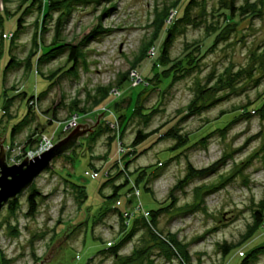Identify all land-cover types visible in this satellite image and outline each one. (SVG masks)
Wrapping results in <instances>:
<instances>
[{
    "label": "rangeland",
    "instance_id": "obj_1",
    "mask_svg": "<svg viewBox=\"0 0 264 264\" xmlns=\"http://www.w3.org/2000/svg\"><path fill=\"white\" fill-rule=\"evenodd\" d=\"M22 1L0 0V137L1 146L7 147V163L12 164L10 159L18 153L15 148H23L32 131L52 134L55 124H49L48 119L53 117V110L59 120L78 113V124H84L89 116L96 119L94 113L102 116L98 106L107 103L117 116L123 113L130 117L123 131L118 120L120 142L126 148L121 161L124 164L130 158L128 171L132 180L137 168L145 167V188L142 181L138 182L139 200L148 213L151 208H165L155 223L150 213L145 215V226L139 221L119 255H127L137 247L144 249L145 264H182L178 255H170L161 247L162 241L171 245L173 237L188 251L191 264H221L223 245L242 241L252 228L253 211L264 204V117L254 110L264 97V0H194L187 8L188 0L76 2L60 36L66 42L81 44L83 57L73 73L60 71L52 84L48 75L66 68L67 52L43 61L35 73L36 56L33 65H28V61L30 52L36 49L33 36L41 11L35 2L22 13ZM240 6L245 8L242 12ZM165 7H169L165 26L172 30L169 57L177 59L172 74L164 71L165 65L160 61L164 32L159 28L162 21L158 17ZM106 8L111 9L102 15ZM58 14L55 11L46 20L47 30L40 35V52L46 51L45 46L54 38ZM20 16L22 25L15 35ZM98 26L106 31L85 42L84 38ZM217 30L221 31L210 47ZM152 40L154 44L148 47ZM199 46L205 52L197 67L188 72L185 68L193 61L189 56L197 57ZM186 47L188 56L182 57ZM10 56L17 64L4 71ZM133 70L139 72L141 80L130 86ZM219 77L223 81L217 83ZM118 81H122L120 95L114 97L110 93ZM209 86L213 90L207 89ZM198 88L203 89L202 104L206 106L189 114L187 105ZM31 95L39 96L38 109L26 114V99ZM249 102V113L235 116ZM145 108L155 110L145 116ZM233 118L237 119L223 129ZM101 120L102 129L105 125L108 130L96 137L91 150L82 137L72 153L55 157L50 167L35 178L31 185L48 197L40 199L34 216L24 215L31 185L18 195L16 215L5 206L0 210V264H35L44 260L55 239L63 234L66 237L44 264H119L107 249L98 250L117 241L128 225L113 207L133 210L136 200L126 197L130 183L119 189L115 200L105 197L111 193L112 184L122 183L125 177L114 176L120 169L114 164L117 139L110 137H115V131L105 121L108 117ZM19 122L11 138V129ZM154 129L158 131L136 148L131 146L137 130ZM208 131H213L212 135L194 145ZM186 136L193 144L170 150ZM34 144L33 139L31 147ZM212 165L213 171L196 173ZM155 172L158 175L153 176ZM106 173L110 179L105 184ZM181 179L187 182L174 189ZM69 182L83 186V202L78 203ZM263 246L264 223L257 238L236 250L246 255ZM237 256L228 264H238ZM127 264L141 263L135 260ZM251 264H264V248L256 252Z\"/></svg>",
    "mask_w": 264,
    "mask_h": 264
},
{
    "label": "trees",
    "instance_id": "obj_2",
    "mask_svg": "<svg viewBox=\"0 0 264 264\" xmlns=\"http://www.w3.org/2000/svg\"><path fill=\"white\" fill-rule=\"evenodd\" d=\"M89 1H91V0H45L44 3H42L41 1H37V0H30V1L29 0H23L22 3H20V7L21 8L24 7L22 9V13H26L29 10V8L33 4H35V2H37V8H38L39 12L41 11V15L39 16L40 18H38V20H37L38 29H37L36 33L34 34V36H33V45L36 46V49L33 50L32 52H30L29 61H28V65L31 66L32 59L35 58V56H36V58H35V69H36L35 73H38L37 66H39L40 63H42L43 61H45V60H47V59H49L51 57H54L56 54H59V53L65 52V51L67 52L66 68L63 69V70L61 68H59L57 73H56L55 70L51 71V73L48 75V77H51L50 78L51 79L50 84L55 82L56 77L60 73V71H64L65 70L66 73H69V74L73 73L76 70L80 59L83 57L82 50H81V48H82L81 44H72L71 42H66L60 36V34H61L60 30H61V27H62V25L64 24V22L66 20V16H68L69 13H70L71 6L73 4H75L76 2L87 3ZM95 1L99 2V0H95ZM193 2H194V0H188L186 2L185 8L190 6ZM25 3H27V4L25 5ZM23 5H25V6H23ZM43 6H44V9H42ZM65 8H66V10H65ZM111 8H113V7H111ZM111 8L104 9L102 15L107 13V12H109ZM226 9L229 12L232 11L231 8H226ZM239 9L241 10L240 12H242V9H245V8H244V6H240ZM55 11H58L59 14H58L57 19H56V32H55L54 38L52 39V41L48 45L45 46V47H47V50L44 51V52H40V47L42 46L41 45L42 38H41L40 35H41L42 32L44 33L47 30V27H46V22L47 21L46 20L49 19V18H52V13L55 12ZM254 11L255 10L251 11V13H253ZM159 13L162 14L161 15L162 17L160 15L158 17L160 19V21H162L161 24H159V26H160L159 28L162 30V32H164V37H163L162 42H161L162 47L160 49V58H161L160 61H161V63L163 65H165L164 71H168L169 74H172L174 71H176V69L174 68V63L173 62L175 60H177V59L174 60V59H170V57H169V47L171 45V40H172L171 39L172 30H171V26H165L166 25L165 24V20H166V17L168 16V14H169V7L163 8ZM22 19H23V17L20 16L16 20V25L17 26H16V29L14 31L15 35L18 34V32H19L18 30H19V28L22 25ZM161 30H160V32H161ZM104 31H106V30H103L101 28V26H98L96 29H93V31L90 32L84 38V41L85 42L90 41L91 39L95 38L96 33H102ZM217 31L218 32H216L215 36L211 40L212 42L210 44V47H212L215 44V42H216V40L218 38V33H220L221 30L220 31L217 30ZM158 32H159V30H158ZM153 44H154V41L152 40L148 47L152 46ZM82 45L85 46V44H82ZM188 50H189V47L184 48V52L185 51L186 52L183 54L182 57L188 56V53H189ZM198 50H199V53H198L197 57L196 56L193 57L192 55L189 56V57L193 58V61L189 63L190 65L187 68H185L188 72L191 71L192 69H194L195 67H197V65L199 63L198 59H200L202 57V54L205 52V51L201 52L200 46H199ZM146 57H148L147 56V52L145 53V59H146ZM180 60L181 59H179L178 62ZM16 64H17V62L14 60V57L10 56L9 60L6 63V65L4 66V71H6L9 68L15 66ZM249 75H248V79H250ZM146 79H149V78H146ZM157 79H158V81H160L159 78H157ZM222 79H223L222 77H219L217 79L218 81L216 80L217 83L222 82L223 81ZM227 80L231 81L230 78H227ZM120 82H122V81H118V85H117L116 88H121V83ZM171 82H173V81H171ZM170 83L168 85H170ZM207 89L213 90V88L211 86H209ZM22 95L25 97V92L22 91ZM33 98H34L33 95H31L29 98L27 97V99H26V103L28 104L27 113L26 114H29V112L38 109L37 108L38 106L33 108L31 106V104H30V101ZM38 99H39V96L36 97L37 101H38ZM203 100H205L203 89L198 88L197 93H195V95L191 98L190 102L187 105V109H189V112H190L189 114H196L199 111H201V109L204 106H206V105L202 104ZM211 103H214V101H212ZM37 104H38V102H37ZM104 104H107V103L100 104L98 107H100V106H102ZM251 105H252V103L243 106L241 108L242 113L241 114L238 113L235 116H240V115L243 114V112L249 113L248 108ZM108 106H110L112 108L111 105H108ZM145 110H147V108H145ZM153 110H155V108H150V109L148 108V110L145 111V116H151L152 113H153ZM239 110L235 109L234 111H238L239 112ZM254 110H257L259 112V115L264 117V97L261 99V102H260L258 108H254ZM140 113L142 115H144L143 114L144 113L143 112V108H141ZM133 114H134V111H133ZM116 116H117V114H116ZM128 118H130V117L129 116H125V114H123V113L118 114L117 119L120 120V122H122L121 131H123L124 127H126L125 125H126V121H127ZM236 119L237 118H233L231 121H229L228 124H226V126L223 127V129H226V127L229 124H232ZM58 120L59 119H57L55 117V111L53 110V117L51 119H48V123L49 124H51V123L55 124V127H56ZM101 123H102V120L99 121V123L95 126V128L93 129L92 132L88 133V135L86 137H84L85 140H86L85 142H86L89 150H91V148L93 147L92 145H93L94 140L96 139V137L98 135H100L102 132L108 130L107 126H105V125H104V127L102 129V127L100 126ZM19 125H20V122L16 126L12 127L11 134H10L11 138L15 134V131L18 129ZM223 129H222V131H223ZM156 131H158V130L154 129L153 131H150V132H143L142 130H137V132L135 133L134 137L132 138V140L130 142L131 146L133 148L134 147L136 148L138 143H140L142 140L152 136ZM166 132H168V130ZM212 133H213V131H208L204 136H201L198 140L193 142L194 145L200 143L202 140L206 139V137H209L210 135H212ZM41 134H48V133H46L45 131H42V132H39V133H36V131H32L31 134L28 136V139L26 140V143H25V145L23 146L22 149L26 150V149L32 148L31 145H30L31 141L34 139L35 142H36V140L39 138V136ZM58 134L55 136V140H57V139H59L61 137V135L60 134L58 135ZM48 135H50V134H48ZM110 137H111V139L116 138V137H113V136H110ZM186 137L187 138L184 141H180L181 139L179 138L180 142L178 144H176V146H173L172 148H170V150L171 151H177L178 149H181L182 147L183 148H185L186 146L188 147L189 144H191L192 142H190V140H189L190 138H188V136H186ZM157 139H158V137H157ZM9 143L12 144L13 142L10 141ZM117 143H118V140H117ZM73 151L74 150H72V152ZM125 154L126 153H124L121 156V158L123 156H125ZM135 155L136 154L134 153L133 156H135ZM67 157L71 159L70 156H67ZM129 160H130V158H127L126 162L124 164H122L123 169L127 172L128 175H129V171H128V162H129ZM114 164L116 166H118L116 161H115ZM214 168H215V165H212V166L207 167V168H202V169L198 170L196 173H198L199 175L207 174L210 171H213ZM105 172H108V171H105ZM116 173L117 174L114 175L115 177L117 175H119V174L123 175V170L120 168V169H118V171ZM143 173H145V167L137 168V175L135 176L134 180H132L130 175H129V178H130L131 181H129V179L125 177V179H124V181L122 183H119V184L114 183V184H112L111 193L109 195L105 196V197L106 198H110L112 200L113 199L115 200L117 198V196H118L119 189L123 185H125L127 183H130V185H131V182L134 183V185L138 188V182L142 181L141 186L143 188H145V184H144V180H143L145 178V175ZM156 175H158L157 172H155V174L153 176H156ZM109 179H110L109 174L106 173V180H105L106 182H105V184L108 182ZM186 182H187V179L179 180L175 184L174 189L181 187ZM70 184H71L72 189L75 191V198L78 200V203L79 202H83L85 200V197H86L85 191L83 190V186L82 185H78V184H73V183H70ZM130 189H131V186L128 188V191ZM138 190H139V188H138ZM128 191H126V192H128ZM47 197H48L47 194L43 195L40 192V190L37 187H35L34 184L31 185L30 190L28 191L27 196H26V211L24 212V215L26 217L34 216L36 214L37 210H38L40 199L44 200ZM127 201L129 202V200H127ZM19 206H20V203H19V199H18V196H17L16 198L10 199L8 201V203L6 205V208L9 211L10 214L16 215V212L19 209ZM113 208L116 209V212H118L119 218L122 219L123 222L125 223V218L122 216V213L125 210L121 211V210H118L116 207H113ZM164 209L165 208H163V206L158 207V208L148 209V211L150 213V218H151V220L154 223H155V219H156L158 213H160ZM252 217H253L252 228L249 229V232L243 237L242 241H240L239 243L234 244V245L227 244V243H225L223 245L222 250H221V253H222V263L221 264H228L230 262L231 258L234 257L235 255L236 256L238 255L237 257L240 258V261H239L238 264H251L253 259H254V257H255V255H256V252L258 250L264 248V246L259 248V249L256 248L252 252H250V253H248L246 255H245V253L243 251H240L241 254H238V251L236 250V249H238L240 247L244 248V247L248 246L251 243V241L254 240V238H257V236L259 235L260 229L263 227V223H264V204L261 205L260 209L257 208V209H255L253 211ZM126 221L128 223V225H127L128 228L126 227L124 230H122L120 232L119 239L117 241L109 244V246L107 248L99 249L98 252H103L105 249H107V251H109L113 256L117 257L119 264H127V263H131V262H133L135 260H138L141 264H145L143 262V260H145V252L143 251L144 249H142V248H137V247L132 248L131 252L129 254H127V255H124V256H120L119 253H118L120 251L121 247L124 244H126L128 241H130L131 236L134 234L135 230L137 229V225L139 224V221L141 222L140 224H143V226H145V217H143L142 213L140 211H137V210H135L132 213V215L128 218V220L126 219ZM78 225L80 226L81 223H79ZM14 229L17 232V229L16 228H14ZM170 240L172 242V244H171L172 246L168 245L167 243L162 241V242H160V244L162 245L161 247H163V249L170 255H178L182 259V262H181L182 264H191L190 263V256L188 254V251H186L183 248V245H181L173 237L172 238L170 237ZM223 260H224V263H223Z\"/></svg>",
    "mask_w": 264,
    "mask_h": 264
},
{
    "label": "water",
    "instance_id": "obj_3",
    "mask_svg": "<svg viewBox=\"0 0 264 264\" xmlns=\"http://www.w3.org/2000/svg\"><path fill=\"white\" fill-rule=\"evenodd\" d=\"M97 118L93 121L89 118L84 124H77L68 134L61 139L55 141L52 147L48 148L39 155L28 159L27 156L20 162L9 165L6 161L5 150L7 147L1 146L2 137H0V210L8 202V200L16 198L23 193L35 180V178L44 170L50 167L51 161L63 154H70L74 146L79 143V139L86 137L88 133L92 132L95 126L99 123L102 116L97 114ZM3 133V130L0 134ZM66 237L55 239L47 255L43 257L44 260H39L35 264H44L49 260L45 258L50 257L55 252V247ZM61 264V263H59Z\"/></svg>",
    "mask_w": 264,
    "mask_h": 264
},
{
    "label": "built area",
    "instance_id": "obj_4",
    "mask_svg": "<svg viewBox=\"0 0 264 264\" xmlns=\"http://www.w3.org/2000/svg\"><path fill=\"white\" fill-rule=\"evenodd\" d=\"M151 51L154 52L152 47H151ZM130 80H131L130 86H135V85L139 84V82L141 80V76L137 70L131 71ZM110 94L113 95L114 97H116V96L120 95V90L118 88L114 87L111 90ZM36 101H37L36 97H34L30 101V104L33 108L38 106ZM99 110H101L103 115H105V116H103V118L108 117V120H106V122L115 131V137L118 140L117 150H116V154H117L116 163L123 170L124 177L128 178L129 181H131L129 178V175L127 174V172L122 167L121 156L125 153L126 148L120 142V130H119V124H118L117 116H116L115 112L111 108H109V106L106 104L100 106ZM80 117L81 116H79L78 113H75V114H72V116H69L68 118H66L65 120H58L57 126L59 127V130H60L59 134L61 135L62 133H65L69 129L75 127L78 124ZM49 119H51V118H49ZM55 135H56L55 133H53L51 135L41 134L39 136V138L36 140L34 146L30 149L23 150L21 147L15 148V149H18V153L16 156H14L13 158L10 159L11 160L10 162L12 164L13 163H20L26 156L28 159H31L34 156L39 155L40 153L44 152L45 150H48V148L52 147L53 144L55 143ZM89 175H91V172L89 173ZM95 175H96V173L93 174V176H95ZM130 186H131V189L126 194V197H127V199L134 198L136 200V204L134 205L133 210H130V209L125 210L122 213V216L125 219H128L135 210L140 211L142 213L143 217H145V215H149V213L147 212V210L145 209V207L142 205V203L139 200L138 188L132 182H131Z\"/></svg>",
    "mask_w": 264,
    "mask_h": 264
},
{
    "label": "crops",
    "instance_id": "obj_5",
    "mask_svg": "<svg viewBox=\"0 0 264 264\" xmlns=\"http://www.w3.org/2000/svg\"><path fill=\"white\" fill-rule=\"evenodd\" d=\"M93 112V111H92ZM94 113V112H93ZM95 115H96V118H97V114L96 113H94ZM99 116H101V115H99ZM102 116H105V115H102ZM89 119H91V120H93V118H91V116H89L88 117ZM101 120V119H100ZM87 121V120H86ZM94 121V120H93ZM58 130H59V127L58 126H56L52 131L56 134V132H57V134H58ZM53 132H51V133H53ZM60 133V132H59ZM56 134V135H57ZM51 135V134H50ZM55 135V136H56ZM59 135V134H58ZM114 159H115V157H114ZM96 174H98L99 175V172L98 173H96Z\"/></svg>",
    "mask_w": 264,
    "mask_h": 264
},
{
    "label": "flooded vegetation",
    "instance_id": "obj_6",
    "mask_svg": "<svg viewBox=\"0 0 264 264\" xmlns=\"http://www.w3.org/2000/svg\"><path fill=\"white\" fill-rule=\"evenodd\" d=\"M8 201H9V200H8ZM7 203H8V202H7ZM7 203L4 205L5 207H6ZM4 206H3V207H4ZM3 207H2V208H3Z\"/></svg>",
    "mask_w": 264,
    "mask_h": 264
}]
</instances>
